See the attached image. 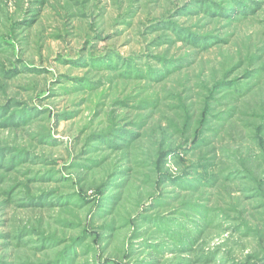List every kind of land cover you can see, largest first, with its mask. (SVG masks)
I'll use <instances>...</instances> for the list:
<instances>
[{
	"label": "rangeland",
	"instance_id": "obj_1",
	"mask_svg": "<svg viewBox=\"0 0 264 264\" xmlns=\"http://www.w3.org/2000/svg\"><path fill=\"white\" fill-rule=\"evenodd\" d=\"M0 264H264V0H0Z\"/></svg>",
	"mask_w": 264,
	"mask_h": 264
}]
</instances>
